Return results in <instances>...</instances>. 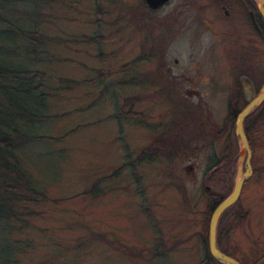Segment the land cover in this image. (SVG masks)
Returning <instances> with one entry per match:
<instances>
[{
	"label": "rangeland",
	"instance_id": "rangeland-1",
	"mask_svg": "<svg viewBox=\"0 0 264 264\" xmlns=\"http://www.w3.org/2000/svg\"><path fill=\"white\" fill-rule=\"evenodd\" d=\"M201 8L186 0H171L155 12L144 0H0V19L44 36L37 53L28 47L27 56L21 51L27 40L0 21V65L45 74L48 118L31 120L28 130L38 139L20 142L18 156L36 189L52 201L14 202L17 219L0 228L3 245L11 247L10 264L199 261L198 245L207 236L204 174L226 139L176 159L158 152L142 156L177 99L166 96L164 78L179 83L182 97L208 103L222 126L231 85L226 54L251 49L264 69L261 39L249 41L240 19ZM172 17L176 28L165 21ZM230 25L238 28L234 38L240 43L229 51ZM160 59L171 76L164 66L159 70ZM125 98L134 101L122 107ZM255 144L251 163L264 170V125ZM91 190L93 195H82ZM242 198L247 216L231 237L243 245L259 236L264 242L263 171L254 174Z\"/></svg>",
	"mask_w": 264,
	"mask_h": 264
},
{
	"label": "trees",
	"instance_id": "trees-1",
	"mask_svg": "<svg viewBox=\"0 0 264 264\" xmlns=\"http://www.w3.org/2000/svg\"><path fill=\"white\" fill-rule=\"evenodd\" d=\"M230 12V18L236 17L243 22L247 28H251L249 13L252 12L255 21L258 25L260 33L253 31L254 36L259 37L264 42V22L255 6L253 0H221ZM40 2V1H37ZM237 4V6L235 5ZM235 5V6H234ZM38 7H41L38 5ZM99 9V8H98ZM42 10H40L41 12ZM42 13V12H41ZM38 14V17L41 16ZM42 19V18H41ZM39 19L38 21H41ZM227 19V18H226ZM11 33L19 36L25 44L21 47L23 54L29 56L31 49L32 54L38 51V42L44 39V36L38 31H24L14 27L6 20L0 19ZM238 28L233 25L228 31L227 35L232 42L229 51L234 46L235 48L239 41L235 33ZM26 47V48H25ZM232 48V50H235ZM244 48V47H242ZM20 51V50H19ZM229 53V52H228ZM247 51L241 50L240 53L231 52L228 55L230 61V75L234 82L233 92L228 100V118L227 122L231 124V133L228 136V146L223 150L222 155L217 159L218 163H225L228 165L219 168L221 174L215 175L212 179L214 185L211 186L210 191L205 190V195L208 200V209L205 214V228L206 238L204 237V245L207 249L208 245V229L209 219L213 210L220 204L231 192L233 176L235 173V163L238 158V143L234 135V122L235 118L244 110L247 101L243 96V81L242 78L247 79L248 83L257 95L264 84V69L261 63V78L257 79L255 67L252 65H245V55ZM126 66V65H125ZM123 66V67H125ZM45 74L35 70H23L20 68L5 67L2 63L0 65V228L5 222L11 218L17 219L16 213L13 210L14 202L16 203H37V202H52L47 199L45 195L38 191L35 184L28 176L23 167V163L18 156V145L20 142L28 139H38V137L31 136L28 130V124L31 120H44L48 118L44 115V99L47 97L44 85ZM63 82V79H59ZM78 84L79 82H71ZM134 101L133 98H125L122 102V107L126 106L129 102ZM121 107V108H122ZM123 109V108H122ZM122 115V114H121ZM264 125V102L260 105L251 115L244 120V131L248 140V144L252 153L255 154L256 150V133L260 126ZM40 138V137H39ZM141 154L146 155L150 148H144ZM152 152V151H151ZM252 162V161H251ZM122 168L116 170L114 176L121 172ZM262 169L254 170V174ZM5 173H9L5 174ZM108 178L99 179L101 181ZM19 191L21 194H19ZM94 191L91 190L82 195H93ZM210 195L219 196L218 199H211ZM80 194L73 198H78ZM72 198V199H73ZM234 207H231L223 215L222 221L225 219L226 214H229ZM1 232V231H0ZM5 237H0V264H10L12 262L11 247L3 245ZM9 250V251H8ZM209 259H211L208 254ZM217 264V263H216Z\"/></svg>",
	"mask_w": 264,
	"mask_h": 264
},
{
	"label": "flooded vegetation",
	"instance_id": "flooded-vegetation-1",
	"mask_svg": "<svg viewBox=\"0 0 264 264\" xmlns=\"http://www.w3.org/2000/svg\"><path fill=\"white\" fill-rule=\"evenodd\" d=\"M188 4L192 8H198L202 9L204 8H215L220 9L222 12V15L226 18L230 17V12L228 11L227 7L223 4L221 0H207L206 3L200 4L199 2L195 0H186ZM171 2L169 0L166 4L161 6L159 9H163L166 5H168ZM145 3V2H144ZM146 5V4H145ZM237 6V4H235ZM234 5V6H235ZM147 7V6H146ZM148 8V7H147ZM149 9V8H148ZM157 10H151L150 11H158ZM167 18L165 21H171L168 22L170 25L173 24V27L176 28V21H174L173 17L172 19ZM251 28L246 31V34L249 38V41L254 36L253 31H256L255 27L253 26L251 20ZM257 32V31H256ZM260 33V32H258ZM228 37V35H227ZM255 38H259L254 36ZM229 38V37H228ZM247 38V39H248ZM260 39V38H259ZM168 42V41H167ZM226 42V41H225ZM227 53V51H226ZM247 53L245 55V65H252L255 67L257 79L261 78V60L257 59L256 57H253L251 55V49L247 50ZM161 58V55H160ZM226 58H228V55L226 54ZM178 61L175 60V63ZM164 72L166 75H170V69L166 66V62L162 61L160 59L158 68L161 71V67H163ZM230 66V61H229ZM260 67V68H259ZM231 76V75H230ZM165 79V90H166V96L168 95H174L176 96V102L173 105L168 106L165 110V119L163 120V116L161 118L160 123H158V132L156 133L155 137L152 138L150 143L146 148H150V151L148 152H158L162 155V153H166L170 155V158L175 156L176 158H179L181 154H194L198 153L205 149L212 150L215 146V141L225 138L226 144L223 147V150L227 148L228 146V136L231 133V124L230 122H227L228 118V100L233 92L234 82L231 77V85L229 89L228 99L226 103V110L227 114L225 117L224 124L222 126H219L215 120L212 117V111L209 107L208 103L202 102L203 99L200 98H189V97H182L180 89L178 87L179 83L175 81H171L170 78H164ZM243 85V96L244 100L248 102L249 98H252L255 96L254 90L252 89L251 85L248 83V80L242 78ZM178 84V85H176ZM180 86V85H179ZM214 86V83L213 85ZM198 95L197 93H193ZM194 100L198 101V103H195ZM176 113H180V119H175L174 116ZM166 121H168L166 123ZM236 121V118H235ZM260 128V127H259ZM244 129V125H243ZM245 132V131H244ZM234 135H235V122H234ZM154 140V141H153ZM168 152V153H167ZM169 158V159H170ZM168 160V159H167ZM225 163H218L213 162L211 165L207 168L204 178L206 179L207 185L205 186V189L207 191H210L211 186L214 185V182L212 181L213 177L215 175L221 174L220 171H217L219 168L223 166H227ZM251 169H252V177L242 186V190L240 193V196L235 204H233L231 207H234V209L229 213L226 214L225 219L222 221L223 215L218 223L217 227V234H216V248L217 250L223 254L226 255L233 260H235L238 264H264V242H262L261 237L259 236L256 243L252 245H243L242 242L239 240L233 239L231 236L234 232V230L241 225H243L244 220L247 216V210L245 207V202L243 201V191L245 189V186L249 183V181L254 176V164L251 163ZM244 167V164L242 165ZM186 168L190 169H196L194 168V164H188ZM238 170V163H235V171L237 174ZM242 171L244 169L242 168ZM233 176V182H232V189L233 184L236 175ZM232 192V190H231ZM211 199H218L219 196L210 195ZM228 197V196H227ZM226 197V198H227ZM225 198V199H226ZM207 200V197H206ZM205 200V201H206ZM207 205H209L208 200L206 201V205L204 204L205 208L208 209ZM230 207V208H231ZM229 208V209H230ZM228 209V210H229ZM214 211V210H213ZM212 215V214H211ZM211 217V216H210ZM210 222V219H209ZM244 226V225H243ZM251 234H253L250 231ZM202 245H198L199 247V254L198 256V262L196 264H220L215 259H213L209 252V246L207 245V249L205 248V245L202 241ZM210 255L211 259H209Z\"/></svg>",
	"mask_w": 264,
	"mask_h": 264
},
{
	"label": "water",
	"instance_id": "water-1",
	"mask_svg": "<svg viewBox=\"0 0 264 264\" xmlns=\"http://www.w3.org/2000/svg\"><path fill=\"white\" fill-rule=\"evenodd\" d=\"M169 0H144L146 6L151 10H157ZM255 6L264 22V0H253ZM251 22L255 27L257 32H260L258 25L255 21L254 15L252 12L249 13ZM264 102V84L260 90V93L253 97L249 98L248 105L244 110L236 117L235 121V136L238 142V170L237 175L234 180L233 189L230 195L224 199L213 211L210 222H209V232H208V246L209 252L213 259H215L220 264H238L232 258L221 254L216 248V234L217 227L221 216L237 202L243 184H245L252 177L251 169V150L249 148L248 140L243 129L244 120L251 115L262 103ZM244 164V167L242 165ZM242 168L244 171H242Z\"/></svg>",
	"mask_w": 264,
	"mask_h": 264
}]
</instances>
